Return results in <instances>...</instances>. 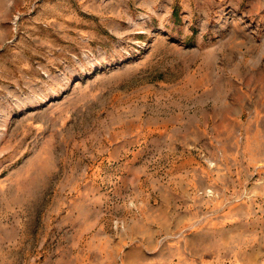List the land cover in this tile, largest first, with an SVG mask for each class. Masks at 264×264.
<instances>
[{"label":"rangeland","instance_id":"rangeland-1","mask_svg":"<svg viewBox=\"0 0 264 264\" xmlns=\"http://www.w3.org/2000/svg\"><path fill=\"white\" fill-rule=\"evenodd\" d=\"M0 264H264V0H0Z\"/></svg>","mask_w":264,"mask_h":264}]
</instances>
